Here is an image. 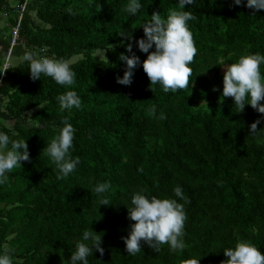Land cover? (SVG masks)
Instances as JSON below:
<instances>
[{
	"label": "trees",
	"instance_id": "obj_1",
	"mask_svg": "<svg viewBox=\"0 0 264 264\" xmlns=\"http://www.w3.org/2000/svg\"><path fill=\"white\" fill-rule=\"evenodd\" d=\"M0 2L9 14L15 10L7 0ZM128 2L29 3L21 26L23 44L37 56L71 64L76 73L71 90L80 96L82 107L61 111L56 97L69 89L44 76L32 80L25 62L6 69L0 107L12 124L1 117L0 131L26 139L30 160L0 185V253L13 248L14 264H69L75 243L91 227L102 233L104 253L94 250L89 264H189L195 259L222 264V249L238 240L250 241L264 254V128L250 133L257 119V127H264V114L248 104L236 112L232 98L221 100L219 65L235 62L241 54H264V10L233 0L186 5L183 10L197 17L188 22L198 50L190 65L192 83L165 93L150 85L142 65L134 70L130 86L116 82L125 70L119 54L130 55L124 47L129 41L119 34H130L133 52L145 59L135 43L144 38L142 24L155 12L166 17L170 10H181L179 0H141L136 15L125 12ZM31 10L42 24L31 20ZM9 18L14 25L13 13ZM151 104L157 106L155 117L146 111ZM160 112L165 119H159ZM65 117L76 129L71 151L80 164L58 180L43 148ZM105 181L112 185L105 194L112 203L99 205L92 189ZM176 186L190 200L185 204L183 252L174 253L167 244L155 252L143 244L140 253L128 255L122 237L134 223L127 219L131 195L143 191L175 198Z\"/></svg>",
	"mask_w": 264,
	"mask_h": 264
},
{
	"label": "clouds",
	"instance_id": "obj_2",
	"mask_svg": "<svg viewBox=\"0 0 264 264\" xmlns=\"http://www.w3.org/2000/svg\"><path fill=\"white\" fill-rule=\"evenodd\" d=\"M89 2L91 3L92 0ZM195 2L196 0H179L181 10H170L166 17L155 12L147 23L142 24L144 38L137 39L135 43L141 52L146 53L143 60L132 50L131 35L127 32L119 34L129 41L124 47L130 55L124 52L119 54V60L125 64V70L122 76L116 77L117 83L130 86L133 82L134 70L142 65L150 85L160 86L165 93H174L189 87L193 77L190 65L198 50L188 22L195 21L197 17L183 9L186 5ZM242 2L255 11L264 10V0H233L235 5H241ZM141 7V0H129L125 12L136 15ZM68 12L75 14L71 8ZM22 61L26 63V69L32 80H40L44 76L69 89L56 97L61 111L81 109L80 96L76 91L71 90L76 83V73L68 61L55 56H37L32 52H25ZM219 65L224 67L221 100L232 98L237 108L236 112L243 111L248 104L257 112L264 114V103H261L264 101V75L261 73L264 54H241L235 62L225 64L222 61ZM6 69L8 68L0 71V75ZM151 90L153 91L152 88ZM213 90L217 89L214 87ZM208 110L210 112L209 108ZM146 111L149 116L155 117L157 106L151 104ZM165 118V114L160 112L159 119ZM260 123L259 119L252 122L250 133L264 128L257 127ZM61 124L62 127L56 130L47 147L43 148V155L55 165L58 180L66 179L80 164L79 157L73 158L71 151L74 149L76 129L67 117L62 119ZM15 135L17 134L13 133V136ZM29 160L26 139H13L7 132L0 131V185H6L9 174L17 168H22V162ZM111 188V182L105 181L98 183L92 189L99 196V205L112 203L105 195ZM173 192L175 198L149 196L143 191L131 195V204L126 207L127 219L134 223H130L127 236L122 237L128 255L134 256L140 253L143 244H147L155 252H159L161 245L164 244L169 245L170 251L174 253L183 252L185 222L188 219L185 204L190 203V200L180 186H176ZM99 218L100 216L96 219ZM101 245L102 233L94 231L91 227L85 229L82 238L75 243V248L70 253L69 264H89L88 257L93 256L94 250L103 255L104 248ZM14 251L11 247L5 248L0 253V264H14ZM222 251L226 257L222 264H264V254L259 247L247 240H238L234 247H227ZM189 264H199V259L191 260Z\"/></svg>",
	"mask_w": 264,
	"mask_h": 264
},
{
	"label": "crops",
	"instance_id": "obj_3",
	"mask_svg": "<svg viewBox=\"0 0 264 264\" xmlns=\"http://www.w3.org/2000/svg\"><path fill=\"white\" fill-rule=\"evenodd\" d=\"M17 1L18 2H15V3L8 2V4L11 8H14L18 4L22 3L24 0H17ZM30 1L31 0H29L30 5L33 4L35 6L34 2H30ZM3 8L4 7H3L2 3L0 2V16L2 15V12L4 13V11H6ZM30 12L32 13V12H34V10L29 11V14H30ZM12 13H13V18H14V16H15L14 11ZM12 13H11V16H12ZM9 16H10V14H9ZM32 16H35V13ZM32 16L30 17L31 20H32ZM4 19H5L4 22L2 24H0V59H1L2 64H4V60H6L7 51L10 47V25L12 23L10 21L11 18L6 17L5 14H4ZM35 24L38 25V22H36ZM25 52H31V50L28 49V47L26 45H24L23 42L14 47L13 52H12L13 59H14L13 66H16V65L20 64L21 62H23L22 57H23ZM29 114H31V112H27L26 116H28ZM1 117H2V120H4L5 124H8V123L10 125L12 124L11 121H8V117L5 115L4 112H2Z\"/></svg>",
	"mask_w": 264,
	"mask_h": 264
},
{
	"label": "built area",
	"instance_id": "obj_4",
	"mask_svg": "<svg viewBox=\"0 0 264 264\" xmlns=\"http://www.w3.org/2000/svg\"><path fill=\"white\" fill-rule=\"evenodd\" d=\"M28 4H29V0H24L22 3L18 4L16 7H14V9H15L14 10L15 24L10 25V47L7 51V56H6V60L4 63L3 70L5 68L9 67V58L12 55V51H13L14 47L19 45L22 42L21 26H22V22H23V18H24V13L27 11V8H28ZM4 14L6 17H10L9 13L7 11H5ZM10 15H11V13H10ZM4 76H5V72L2 75H0V106H1V102H2L1 87H2L3 80H4ZM0 118H1V107H0Z\"/></svg>",
	"mask_w": 264,
	"mask_h": 264
},
{
	"label": "rangeland",
	"instance_id": "obj_5",
	"mask_svg": "<svg viewBox=\"0 0 264 264\" xmlns=\"http://www.w3.org/2000/svg\"><path fill=\"white\" fill-rule=\"evenodd\" d=\"M8 2L15 3V2H18V1L17 0H8ZM30 2H34V0H31ZM30 14L33 15L34 12H32V13L30 12ZM0 17L2 18V19L0 18V24H2L4 22V20H5L4 19V13L3 12H2V15ZM32 20H33L34 23L38 22V24H42V22L38 19L37 16H32ZM97 56L100 57V58H102L104 56V53L101 52V51H98L97 52ZM76 59L78 60L79 58L78 57L73 58L70 62H74ZM13 62H14L13 55H11L10 58H9V63H10L11 66H13ZM4 63H5V60H4ZM3 67H4V64L1 63V59H0V71H3ZM223 72H224V67L222 68V74H223ZM29 115L26 116V118H25L28 121H30V116Z\"/></svg>",
	"mask_w": 264,
	"mask_h": 264
}]
</instances>
